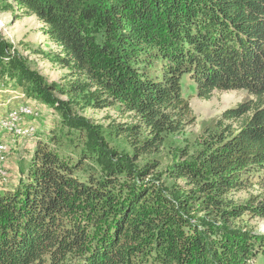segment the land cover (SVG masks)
I'll use <instances>...</instances> for the list:
<instances>
[{"label": "trees", "instance_id": "trees-1", "mask_svg": "<svg viewBox=\"0 0 264 264\" xmlns=\"http://www.w3.org/2000/svg\"><path fill=\"white\" fill-rule=\"evenodd\" d=\"M35 17L74 82L48 85L0 38V80L21 87L59 115L19 168L14 188L0 189V264H257L264 233L235 226L264 219V0H11ZM242 91L201 147L166 173L190 187L179 194L155 164L108 149L75 116L76 95L93 109L119 107L148 132L135 149L150 153L192 121L181 93ZM90 91V92H88ZM246 187L261 194L243 205L225 196Z\"/></svg>", "mask_w": 264, "mask_h": 264}, {"label": "rangeland", "instance_id": "rangeland-1", "mask_svg": "<svg viewBox=\"0 0 264 264\" xmlns=\"http://www.w3.org/2000/svg\"><path fill=\"white\" fill-rule=\"evenodd\" d=\"M43 29V25L35 17H23L11 0H0V38L10 46V53H15L25 60L27 66L46 84L69 88L74 79L69 70L57 61L58 49L44 35ZM181 93L188 102L192 121L181 131L168 135L157 150L146 154L139 153L135 147L136 140L142 141L147 137L148 132L141 128L138 138L129 132L140 124L135 114L127 113L117 106L93 109L76 95L65 96L54 92V96L62 102L71 100L73 114L94 127L108 149L128 156L131 160L135 158V166L141 168L146 164H155L154 169L157 165L155 172L161 175L162 184L176 193L185 194L190 187L183 180L169 178L167 169L175 161H181V154L195 153L201 147L205 132L214 128L215 121L220 115L225 110L246 101L248 96L242 91L215 92L209 100H199L196 97L194 83L186 76L181 81ZM15 102L20 106L28 105L33 110V116L22 121L24 125L28 124L33 128L34 134L30 138L17 140L0 131V141L6 145V152H9L4 154V159L0 163V189L17 186L21 177L19 168L28 164L36 143L46 140L49 132L57 127L60 119L50 105L27 98L21 87L0 80V121L7 117L5 115L18 112L21 107H16ZM122 126L127 127L129 131L122 130L120 128ZM259 194L261 191L257 187H246L242 191L227 194L225 202L227 205L239 206ZM235 226L246 227L254 233H264V219L261 218L244 215ZM257 264H264V260L258 257Z\"/></svg>", "mask_w": 264, "mask_h": 264}, {"label": "bare ground", "instance_id": "bare-ground-1", "mask_svg": "<svg viewBox=\"0 0 264 264\" xmlns=\"http://www.w3.org/2000/svg\"><path fill=\"white\" fill-rule=\"evenodd\" d=\"M17 111L18 112H15L13 115H11V117H19L21 121L23 119H28L29 117H32L34 114L32 112L33 110H31V108L28 107V105L26 107V111L22 107ZM8 126H10V118L6 117L2 119V121H0V128L4 127L3 129H0V131L9 134L12 138L17 139V140L24 139V138H30L34 134L33 128L28 124L24 125L23 122L15 123L14 127H8ZM3 152H6V145L0 141V162L3 161L4 159L5 153Z\"/></svg>", "mask_w": 264, "mask_h": 264}, {"label": "built area", "instance_id": "built-area-1", "mask_svg": "<svg viewBox=\"0 0 264 264\" xmlns=\"http://www.w3.org/2000/svg\"><path fill=\"white\" fill-rule=\"evenodd\" d=\"M16 103V107H22V108H24L25 109V111H26V107L27 106H20L17 102H15ZM5 116H7L8 118H10V126H8V127H14V124L15 123H18V122H23V121H21L20 119H19V117H11V115L9 114V115H5ZM4 127H1L0 129H3ZM2 151V150H1ZM9 151H10V147H9ZM3 153H9V152H3ZM1 163V162H0Z\"/></svg>", "mask_w": 264, "mask_h": 264}]
</instances>
